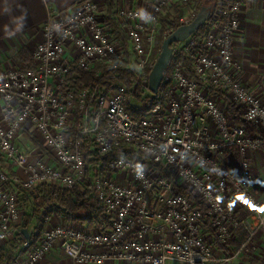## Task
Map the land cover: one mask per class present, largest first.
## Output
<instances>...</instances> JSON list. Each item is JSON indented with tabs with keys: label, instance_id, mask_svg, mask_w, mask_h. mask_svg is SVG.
Here are the masks:
<instances>
[{
	"label": "built area",
	"instance_id": "1",
	"mask_svg": "<svg viewBox=\"0 0 264 264\" xmlns=\"http://www.w3.org/2000/svg\"><path fill=\"white\" fill-rule=\"evenodd\" d=\"M193 1L118 8L127 49L97 0L50 8L29 64L0 69V247L21 234L22 188L74 187L87 176L85 145L101 159L112 154L90 177L109 224L49 227L25 239L10 264H42L56 246L67 258L60 264H230L255 249L264 201L254 192L249 155L264 151V103L234 54L241 1L211 5L203 36L174 43L158 92L149 90L160 16ZM193 18L190 10L178 23ZM94 64L135 72L132 86L154 99L132 96L123 83L107 90L69 79ZM226 101L253 130L235 122ZM26 129L53 162L33 161L19 147ZM227 148L238 150V172L223 162Z\"/></svg>",
	"mask_w": 264,
	"mask_h": 264
},
{
	"label": "crops",
	"instance_id": "2",
	"mask_svg": "<svg viewBox=\"0 0 264 264\" xmlns=\"http://www.w3.org/2000/svg\"><path fill=\"white\" fill-rule=\"evenodd\" d=\"M76 1L0 0V69L23 67L29 64L28 61H25L20 56L19 51L22 48L27 49L28 56L31 60L32 49L43 39V25L47 19V10L50 8L52 10H65L70 8ZM97 1L105 7L106 23L115 30L122 44V39L115 28L116 21L114 20V16L116 10L120 7L126 9L132 7L144 8L153 4L156 0ZM240 1V27L234 37V54L235 58L243 67L246 85L264 103V0ZM195 5L196 0L190 10L194 11ZM108 8L111 10L110 12ZM110 13L111 16L109 15ZM108 16L111 18L109 19ZM116 26L117 28L119 27L117 24ZM120 29L123 31L121 27ZM29 137H32V134L26 129L18 136L17 143L20 148L28 150L31 160L47 159L53 162V157L42 148L40 141L36 138L35 141L39 143V145H36L31 142ZM249 160L254 173V192L260 200L264 201V151H252L249 155ZM4 164L5 161L0 156V166ZM17 172L20 173L19 170ZM59 224L88 227L86 223L82 222H67L62 216L52 211L46 217L42 218L41 224L30 225L31 228L28 231L36 233V239H38L47 228ZM263 243L264 236L262 232H259L255 243V249L258 253H260L259 251ZM64 262H67V258L62 254L60 247L56 246L46 255L42 264H60ZM238 262L236 261L230 264H238Z\"/></svg>",
	"mask_w": 264,
	"mask_h": 264
},
{
	"label": "trees",
	"instance_id": "3",
	"mask_svg": "<svg viewBox=\"0 0 264 264\" xmlns=\"http://www.w3.org/2000/svg\"><path fill=\"white\" fill-rule=\"evenodd\" d=\"M219 1L220 0H196L194 16L203 5L211 6ZM110 11L109 9V12ZM109 15L111 16V13ZM110 16H108L109 19L111 18ZM178 26L179 23L176 18L165 19V23L162 25H160L159 22L158 30L155 35V47L153 52L156 58H158L161 51L164 38ZM115 28L122 39V46L127 49V41L124 33H122L120 27L117 28L116 23ZM204 28L205 26L203 25L191 36L202 37ZM19 54L25 61H28V63L30 62L27 49H20ZM177 57L184 60L186 65L190 64L184 53L181 52ZM111 72L115 73V79L109 80L108 75ZM135 75V72L129 73L125 71V69L111 71L101 64H94L92 68L87 71L75 69L70 74L69 79L74 80L77 85L85 87L99 83L107 90L115 87L118 83H123L127 86L129 94L140 100L142 99V101L151 102L154 99L151 93L144 95L138 85L135 87L132 86L130 77ZM226 107L237 124L244 126L248 131L254 129L249 123L241 121L233 106L228 101H226ZM29 138L31 142L38 145L34 138ZM89 148V145L84 146L86 160L89 166L87 176L74 187L62 188L52 183H42L36 187L22 188L20 198L24 208L22 227L29 229L33 220H38L41 215L42 217H46L52 211L62 216L67 222L86 223L90 228L102 225L107 226L109 224V220L103 211L100 200L94 196L93 184L90 177L95 174V170L98 168L100 162L109 160L112 154L101 159L92 153ZM223 162L235 172H238L240 163L238 150L236 148L225 149ZM29 234V238L32 240L37 238L36 233L29 232ZM24 240L25 238L23 235L18 233L12 241L0 247V264H10Z\"/></svg>",
	"mask_w": 264,
	"mask_h": 264
},
{
	"label": "water",
	"instance_id": "4",
	"mask_svg": "<svg viewBox=\"0 0 264 264\" xmlns=\"http://www.w3.org/2000/svg\"><path fill=\"white\" fill-rule=\"evenodd\" d=\"M209 13L210 6L203 5L189 23L179 25L164 38L161 51L149 74V90L153 95H156L158 92L163 72L168 67L173 51L172 45L184 41L202 27L206 23ZM21 234L25 239H28L30 236L28 229L25 227L21 228Z\"/></svg>",
	"mask_w": 264,
	"mask_h": 264
},
{
	"label": "rangeland",
	"instance_id": "5",
	"mask_svg": "<svg viewBox=\"0 0 264 264\" xmlns=\"http://www.w3.org/2000/svg\"><path fill=\"white\" fill-rule=\"evenodd\" d=\"M194 2H195V0L191 4H189V5L185 6V7L184 6H179V5H174V6L170 7V8H167L164 11V13L160 16V21H159L160 25L165 23V19L176 18L177 21H178V18L181 15H183L184 13L190 11V8H192V5H193ZM122 33H123V31H122ZM154 45H155V42H154ZM30 133L32 134V137L35 138V140H36V137L33 135V133L32 132H30ZM38 145H39V143H38ZM42 148H43V146H42ZM20 204H21L20 208H21V211L23 213L24 208L22 206L21 200H20ZM42 218H43L42 215L39 216L38 220H33L31 225L32 224H34V225L41 224L42 223ZM21 224H22V221H21ZM29 228H31V226H29ZM236 241H232L231 242V247H233L232 250H235L238 247V245H239L238 244L239 241L238 242H236ZM259 252L260 253H258V251L256 249L253 250V251L251 250L250 254L249 253L245 254V255H243V257H241L240 260H236V261H239L238 264H264V243H263V245H262V247H261Z\"/></svg>",
	"mask_w": 264,
	"mask_h": 264
},
{
	"label": "snow or ice",
	"instance_id": "6",
	"mask_svg": "<svg viewBox=\"0 0 264 264\" xmlns=\"http://www.w3.org/2000/svg\"><path fill=\"white\" fill-rule=\"evenodd\" d=\"M237 199H243V197H242V196H238ZM244 202H245L246 204H249L250 207H253V205H252L248 200H244ZM260 210H261V211H264V209H260Z\"/></svg>",
	"mask_w": 264,
	"mask_h": 264
}]
</instances>
